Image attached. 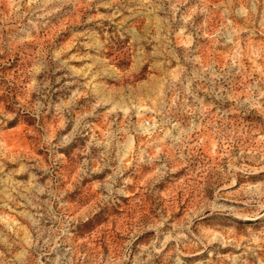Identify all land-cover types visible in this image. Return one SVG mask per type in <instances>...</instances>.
Returning a JSON list of instances; mask_svg holds the SVG:
<instances>
[{
	"label": "rangeland",
	"instance_id": "rangeland-1",
	"mask_svg": "<svg viewBox=\"0 0 264 264\" xmlns=\"http://www.w3.org/2000/svg\"><path fill=\"white\" fill-rule=\"evenodd\" d=\"M0 264H264V0H0Z\"/></svg>",
	"mask_w": 264,
	"mask_h": 264
}]
</instances>
